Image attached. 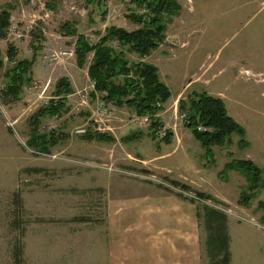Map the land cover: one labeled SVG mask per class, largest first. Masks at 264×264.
<instances>
[{"label":"rangeland","instance_id":"obj_1","mask_svg":"<svg viewBox=\"0 0 264 264\" xmlns=\"http://www.w3.org/2000/svg\"><path fill=\"white\" fill-rule=\"evenodd\" d=\"M10 2L9 29L0 39V264H16L18 247L20 264H138L126 253L140 244L154 250L161 235L153 227L194 233L195 224L198 264H211L196 218L203 204L227 216L230 264H264V187L250 189L246 174L224 168L242 160L264 171V0H177L181 9L165 21L164 42L145 60L170 91L158 114L169 144L152 138L143 117L91 100L88 62L79 69L75 38L60 34L69 23L96 42L109 26L136 30L126 15L141 11H128V0H103L104 19L101 7L86 0H0V10ZM10 45L15 62L31 60L37 50L31 81L17 99L2 94L4 74L14 66L7 60ZM61 77L74 90L70 111L44 118L40 129L68 137L50 154H34L26 146L28 119L51 99ZM191 92L221 99L245 129L243 141L234 134L230 146L213 147L206 158L178 112ZM95 129L113 141L80 139V130ZM243 192L247 206L239 203ZM196 193L209 198L200 202Z\"/></svg>","mask_w":264,"mask_h":264},{"label":"trees","instance_id":"obj_2","mask_svg":"<svg viewBox=\"0 0 264 264\" xmlns=\"http://www.w3.org/2000/svg\"><path fill=\"white\" fill-rule=\"evenodd\" d=\"M14 2V0H12ZM124 1V0H119ZM87 4L101 7V17L105 18V4L103 0H86ZM128 11L131 7L138 9L126 15V18L138 28L126 31L123 28L109 26L103 34L98 33V40L91 42L86 36L79 34L73 24L66 23L60 28L63 37L75 38L73 53L76 65L83 69L87 62L86 73L89 81L93 82V91L89 94L91 100L97 98L103 105H112L118 109L126 108L138 117L149 119L151 136L155 139V132L163 127L158 114L170 98L169 88L161 81L159 70L155 65L146 63L145 60L152 56L164 42L166 33L165 21L178 14L181 7L177 0H128ZM12 2L0 10V39L4 40L9 29L10 10ZM98 8V9H99ZM115 43L117 47H113ZM37 45L35 46V49ZM34 51V48H33ZM37 50L33 52L31 60L15 62L16 51L13 46L7 48V60L11 66L5 72L8 81L2 90L4 97L15 99L21 93L25 83L31 81L26 78L35 62ZM135 55L138 61H132L128 56ZM90 59L88 60V57ZM2 61H0V68ZM74 93L70 80L67 77L59 78L55 85L51 99L47 104L31 115L28 119V140L26 146L34 154H50V150L67 139L61 132L50 131L45 134L41 131V121L44 118L60 117L68 113L67 98ZM178 112L184 116V126L190 130L194 139L201 145L206 158H212L213 147L230 146L232 135H238L243 141L245 129L231 118L225 108L224 102L201 92H191L178 102ZM201 127L202 130L197 128ZM170 132L162 139L170 143ZM85 141L112 142V136L97 131H84L79 136ZM227 170L242 171L247 176L250 189L264 187V171L250 161L238 160L229 162L224 167ZM178 183H174L176 185ZM182 190L189 188L180 185ZM209 196L196 193L195 199L203 202ZM240 204L247 206L250 196L243 192ZM196 218L203 222L206 232L205 246L208 256L213 259L211 264H230V239L227 233V216L224 212L203 204L196 212ZM14 261L20 264L21 249L14 252Z\"/></svg>","mask_w":264,"mask_h":264},{"label":"crops","instance_id":"obj_3","mask_svg":"<svg viewBox=\"0 0 264 264\" xmlns=\"http://www.w3.org/2000/svg\"><path fill=\"white\" fill-rule=\"evenodd\" d=\"M191 227L194 228V233L178 232V229H174L173 233H165L163 227H153L151 229V231H154L152 234L161 235L160 244L154 245V250L145 244H140V247L128 250L126 255L129 257L134 253L138 264H198L199 241L197 225L195 224ZM229 229L231 230L230 237L233 239L230 225ZM149 234V237H151L152 234ZM155 241L159 242L157 239Z\"/></svg>","mask_w":264,"mask_h":264},{"label":"built area","instance_id":"obj_4","mask_svg":"<svg viewBox=\"0 0 264 264\" xmlns=\"http://www.w3.org/2000/svg\"><path fill=\"white\" fill-rule=\"evenodd\" d=\"M89 84H90V88H91V91H93V82H89ZM99 111L100 112H104V111H106V109H104V108H102V110L101 109H99ZM136 116V115H135ZM181 118H182V120H184V116H181ZM141 119V122H145V123H150L149 122V119L147 118V117H143V118H140ZM149 125V124H148ZM198 130H202V128L201 127H198L197 128ZM97 132L98 131H100L99 129H95ZM84 131L85 130H80L78 133H84ZM156 136L158 137V138H160V139H163L165 136H166V131H165V129H163V128H160V129H158L157 131H156Z\"/></svg>","mask_w":264,"mask_h":264}]
</instances>
